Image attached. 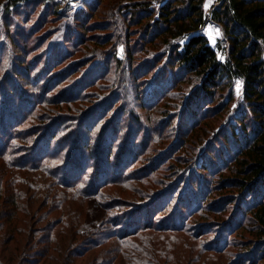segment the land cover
<instances>
[{
	"label": "rangeland",
	"instance_id": "rangeland-1",
	"mask_svg": "<svg viewBox=\"0 0 264 264\" xmlns=\"http://www.w3.org/2000/svg\"><path fill=\"white\" fill-rule=\"evenodd\" d=\"M86 1L0 0V105L14 118L12 103L16 106L18 102L28 100L34 105L43 100L44 93H47L44 101H48L41 109L38 106L31 109L24 125L25 132L39 136V147L30 140L25 151L10 154L12 169L5 168L0 162V264H264L263 255L258 253L264 248V241L257 237L251 216L247 215L242 228H237V224L234 226V221L242 216L237 210L245 209L242 207L249 203L250 196L243 198V192H237L231 186L222 190L216 187L224 178L232 176L231 173L210 175L204 166H198L201 165L197 157L200 152L205 151L211 156L228 150L221 136L223 133L227 137L230 135L227 121H234L236 106L242 96L241 82L239 85L237 81L234 83V100L223 106L219 116H213L207 110L205 117L193 124L192 132H188L190 119L197 117L192 112L185 113L184 108L191 99V78H181V82L176 83L177 89L166 96L167 102L156 103L154 100L146 106L141 99L145 90L149 92L151 88L148 84L142 88L138 84L139 78L131 84V75L132 78L134 75L132 72L129 75L126 64L115 69L111 61L110 69L98 74L88 71L90 62L81 63L84 65L78 69L86 45H73V38L64 36L68 19L73 18L75 25L86 22L91 26L96 24L94 22L108 20L113 4L117 2L101 0L93 14L86 17L83 10ZM215 3L216 0H211L209 7L204 8L205 12ZM12 5V9H6ZM95 29L92 27L85 33L89 46L96 41L90 35H101ZM203 32L210 45L215 47L220 38L217 27L207 25ZM54 48L67 55L60 62L51 59L45 68L48 52ZM116 57L123 60L122 47ZM21 62L20 67L18 63ZM63 69L68 71L60 72ZM17 72L24 81L16 80ZM59 72L60 75L54 76ZM8 76L12 79L11 85L4 83ZM48 84L55 87H48ZM5 87L8 90L14 87L24 94L17 92L13 102L7 103L3 100ZM77 87L90 96L98 93L102 97L111 93L110 100L117 102L112 110L122 104L125 110L117 115L120 124L112 120L110 125L121 128L129 124L136 133L120 130L115 134L113 126H109L106 137L103 133L107 124L101 130L88 133L93 141L88 151L76 150L74 147L81 143L79 136L87 132L85 125L77 121L52 140L47 131L54 123L48 124L42 116H76L78 104L64 102L71 97L67 93ZM113 90H121L125 99L115 98ZM60 98L66 99L56 100ZM223 103L225 100L218 101L210 109ZM204 107L208 109L206 105ZM128 113L139 122L132 120ZM164 118L169 120L163 124ZM10 122L8 119L4 125L6 129ZM227 139L231 142L232 136ZM174 140L178 144L176 152L156 169L159 157ZM136 150L145 151L144 158L140 156L131 167L129 161L126 166L119 167L121 178L104 186L96 198L83 200L56 182L60 179L56 174L69 154L83 152V158L91 160L88 164L92 163V166L96 161L98 164L99 159L104 161L111 157V163L118 167L121 155ZM6 151L12 152L11 149ZM193 163L197 165L194 170L191 168ZM150 166L156 170L147 175L145 172L149 168L146 167ZM177 170L184 172L181 192L170 194L172 198L161 206L156 216L148 217L145 210L143 216L136 215L147 202L146 194L159 192L160 184L175 185L178 173L174 172ZM92 171L86 174L87 180L94 176L102 178V172L107 170L98 172L96 167L91 174ZM108 174L103 178L105 181L99 182H109L110 171ZM140 174L148 178L139 179ZM76 189L81 191L80 186ZM223 198L232 200L226 202L224 211L217 204V201H227ZM200 201L214 203L213 208L217 211L205 214L207 208L201 206ZM177 203L182 206L178 207Z\"/></svg>",
	"mask_w": 264,
	"mask_h": 264
},
{
	"label": "trees",
	"instance_id": "trees-1",
	"mask_svg": "<svg viewBox=\"0 0 264 264\" xmlns=\"http://www.w3.org/2000/svg\"><path fill=\"white\" fill-rule=\"evenodd\" d=\"M99 2L101 0L85 2L83 10L86 17L93 14L95 8L99 7ZM204 3L205 0H117L113 4L108 20L94 22L96 24L89 26L85 24L86 22L75 25L73 18H69V25L65 26L64 36H71L73 45H86L85 55L78 64L90 62L91 66L88 71H95L98 74L97 72L101 73L105 69H110L112 62L115 69L126 64L129 75H131L130 72L134 75V78L131 75V80L129 78L131 84L139 78L138 84L142 88H146V84L151 88L149 92L145 90L144 96L142 99L140 98L142 104L146 106L154 100L156 103L167 102L166 96L177 89L176 83L181 82V78H191L193 81L191 99L186 102L184 108L185 113L192 112L197 117L190 119L188 132H192L193 124L200 121L201 117H205L207 110L213 116H219L223 106L234 100V83L241 82L242 96L236 106L234 121H227L232 141L226 140L231 137L230 135L227 137L226 133L221 136L224 144L228 146V150L211 156L207 155L205 151L200 152L197 157L201 161V165L198 164V166H204L210 175L224 172L232 174V176L224 178L221 185H216V187L222 190L231 186L235 191L243 192V198L246 195L250 196L249 203L244 202L246 205L242 207L245 209L237 210V214L241 213L242 216L240 219H236V222L234 221V226L237 224V228H242L247 215L251 216V221L255 223L253 227L257 237L264 241V0H216L208 12L204 10ZM13 6L6 9H12ZM77 22L80 21L77 20ZM207 25H213L220 31V38L215 47L210 45L203 32V28ZM92 27H95V32L101 35H90L96 41L92 46H89L85 33ZM21 33L20 31V35ZM120 47L123 48V60L116 57ZM60 52L58 48L48 52L45 68H48L51 59L56 58V61L60 62L67 55L65 52ZM22 64V62L18 63L20 67ZM83 65H79L78 69ZM64 71L68 70L63 69L60 72ZM72 71L74 72V70ZM60 72L55 73L54 76L60 75ZM18 74L20 73H15L16 80L24 81L25 79ZM54 78L52 77L53 80ZM4 83L11 85L12 79L8 76ZM51 85L48 84V87ZM55 85L52 86L55 87ZM84 91L81 87H77L76 90H70L67 93L71 96L70 98L56 99L58 101L66 99L64 103L78 104L75 107L78 112L76 116L67 114L42 116L47 119L48 124L54 123V126L47 131V135H50L52 140L59 132L77 121L79 124L85 125L87 132L81 129L84 134L79 136L81 143H79V147H74L76 150L88 151L93 144L92 137L89 138L88 133L101 130V127L107 124L106 131H103V136L106 135V137L108 128L112 126L115 134H119L120 130L127 134L136 133L135 128L129 124H124L121 128H116L113 124L110 125L112 120L119 125L117 115L122 114L125 110V106L122 104L113 111L117 102L110 100L111 93L100 97L98 93L90 96L84 94ZM17 92L18 90L14 87L11 90L5 87L3 100L12 103ZM111 92L115 98L125 99L121 90ZM18 94L24 93L18 92ZM46 97L47 93H44L43 100L34 105H31L32 103L28 100L18 102L16 106L12 103L10 106L15 114L14 118L9 111L7 112L8 109L4 110L3 105H0V114L2 112L0 115V150H5L0 151V162L5 168L12 169L14 167L9 160L10 154H14L16 151H25L28 146L26 144L30 140L35 147H39V136L37 137L35 133L25 132L24 125L28 121L26 117L31 109L36 106L41 109L44 107L43 104H48V101H44ZM221 100H225L223 105L218 104L214 109H210ZM205 105L208 109H205ZM47 113H51V111ZM4 114L5 117H3ZM128 116L139 122L132 114L128 113ZM8 119L11 122L9 123L10 127L6 129L4 125ZM131 119L128 120L131 121ZM164 119L161 120L163 124L169 120V118ZM113 131L110 132L113 134ZM64 146L69 147L67 144ZM177 146V141L174 140L166 148L165 153L159 157L156 169L164 161L172 158ZM8 149H11L12 152L6 151ZM144 152L127 151L121 155L118 167L111 163V157H106L104 161L99 159V163L97 164L96 161L92 166V163L88 164L91 160L83 158V152L79 155L69 154L56 174L60 175V179L56 182L83 200L96 198L104 186L121 178L118 175L119 167L126 166L127 161L131 167L140 156L144 158ZM96 167H98V172L107 171L102 172V178L94 176L87 180L86 174L91 169L94 171ZM152 167H146L149 169L145 174H152V171L156 170ZM195 167L197 165L193 163L192 170L196 169ZM108 171H110L109 182H99L109 176ZM174 173H178L175 185L174 183L160 184L159 192L146 194L144 199L147 202L143 205L141 212L136 215L143 216V210H145L148 217L156 216L161 211V206L172 198L170 194L181 192V183L183 182L181 176L184 172L177 170ZM147 175H142L139 179L145 180L148 178ZM97 179L99 180L97 181ZM69 180L71 182H68ZM79 186L81 191L76 189ZM181 200L183 199L181 198ZM223 200L227 201H217V204L222 206L224 211L227 206L226 202H232V200L231 198H223ZM213 204L200 201V205L207 208L205 214H214L217 211L213 208ZM177 206H182V204L177 203ZM123 221L127 222L128 220L123 219ZM133 226V228H137L135 225ZM258 253L264 257V248H261Z\"/></svg>",
	"mask_w": 264,
	"mask_h": 264
},
{
	"label": "snow or ice",
	"instance_id": "snow-or-ice-1",
	"mask_svg": "<svg viewBox=\"0 0 264 264\" xmlns=\"http://www.w3.org/2000/svg\"><path fill=\"white\" fill-rule=\"evenodd\" d=\"M210 3H211V0H206V3H205V9H207V8L209 7ZM218 34H219V33H218V31H217V35H218ZM239 84H240V82L237 81V85H239Z\"/></svg>",
	"mask_w": 264,
	"mask_h": 264
},
{
	"label": "crops",
	"instance_id": "crops-1",
	"mask_svg": "<svg viewBox=\"0 0 264 264\" xmlns=\"http://www.w3.org/2000/svg\"><path fill=\"white\" fill-rule=\"evenodd\" d=\"M205 3H206V1H205ZM205 3H204V8H205Z\"/></svg>",
	"mask_w": 264,
	"mask_h": 264
}]
</instances>
